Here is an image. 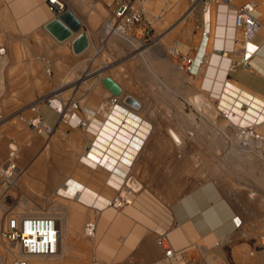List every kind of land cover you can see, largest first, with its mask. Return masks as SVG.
I'll list each match as a JSON object with an SVG mask.
<instances>
[{
	"label": "crops",
	"instance_id": "crops-1",
	"mask_svg": "<svg viewBox=\"0 0 264 264\" xmlns=\"http://www.w3.org/2000/svg\"><path fill=\"white\" fill-rule=\"evenodd\" d=\"M61 1L65 3L66 13L72 14L80 24L63 41L47 28L58 19L49 9L48 0H0V168L14 149L15 161L23 172L18 186L6 197L0 195L3 212L0 241L5 248V260L9 257L1 231L6 216L11 212L21 216L37 211L57 212L58 201L63 198L74 207L59 209L61 214L69 213V222L61 234L60 264H255L252 255L257 254L256 245L253 238L235 225L236 217L243 221L245 217L232 203L231 195L208 182L207 169L195 167L189 160L191 155L184 150L176 151L167 127L177 125V119L160 120L154 114V118L149 117L152 132L129 173L143 186L140 191H132L133 202L119 210L97 206V199L111 201L122 193V188L111 183V168L91 166L83 158L96 144L92 121L106 125L110 117L115 95L104 83L105 79L124 86L114 79L112 68L126 58L127 42L106 29L112 0ZM248 1L259 3L261 28L248 42L241 32L234 30L233 19L227 16L224 26L233 35L222 38L230 42L231 48L218 52L231 61L226 70L228 82L264 98V0H235L236 5ZM181 2L178 8L175 4L166 10L165 13L173 11L175 15L162 28L155 26L161 20L160 15L152 18L151 27L137 28L134 33L140 39L152 34L153 47L177 49L178 58L199 57L193 73L189 74L198 76L202 60L207 62L211 56L206 49L212 36L214 12L209 40H203L204 20L208 19L204 2L194 11L191 0ZM215 25L219 26V22ZM82 35L86 36L88 45L76 52L74 44ZM113 36L114 42L125 44L123 52L120 46L114 60ZM167 38L173 41L171 47L164 43ZM248 43L258 50L249 65H243L240 61ZM171 54L169 59L175 62ZM151 56L157 66L168 69L163 57L155 52ZM163 73L171 81L170 70L165 73L163 69ZM124 91L127 92L125 86ZM42 96L57 98L56 103H46L40 108L41 117L53 128L50 135L38 134L16 114ZM59 102L76 104L78 109L59 112ZM74 113L72 119L64 116ZM10 115L13 116L7 118ZM24 117L32 114L25 112ZM203 152H199V158H205ZM71 181L91 190L93 202L83 204L63 197L61 190ZM80 195L79 190L76 198ZM88 222L96 224L93 237L84 235ZM163 234L172 243L171 258L166 257L165 249L159 245Z\"/></svg>",
	"mask_w": 264,
	"mask_h": 264
},
{
	"label": "bare ground",
	"instance_id": "bare-ground-1",
	"mask_svg": "<svg viewBox=\"0 0 264 264\" xmlns=\"http://www.w3.org/2000/svg\"><path fill=\"white\" fill-rule=\"evenodd\" d=\"M259 8L260 6H258V10ZM165 12L166 10L164 11V13ZM153 17H160V14L154 13ZM215 20L217 21V18ZM218 20L219 26H214L212 38L210 41V45H212V48H214L212 51L214 52V54L210 56L211 51H209L210 57L207 58L208 65L205 68V78L200 85V88L208 90L209 94L205 95L200 89V91L190 94L188 96L191 97L188 103L192 105L196 109L195 111H197L203 117V119L207 121V129L209 128L208 130L212 131L211 136L219 137L220 141L224 142V145L221 144L223 146L222 152L226 153L225 155L223 154L224 159L228 158L230 155H232V153L240 151L241 154H250V156L253 157L255 161L259 160L261 162H264V98H261L260 96H257L247 90H244L238 85L228 82V80L226 79V70L231 65V61L227 60V57H223L222 55H220L218 51L220 49L231 48L230 42L225 41L222 37L232 36L233 32L231 29H226V27L224 26L225 22L227 21L226 14H221ZM115 34L119 35L122 39H124L127 43L130 44L132 51L131 54L134 55L139 53L143 58L147 57L144 52L148 53L150 48L144 50L143 43L140 42V40H138L134 35H131V32L111 31V35ZM246 47L248 49V55L251 54L253 50H255L254 46H252L251 43L246 45ZM209 48L210 47H208L206 50H208ZM153 50L157 51V53L160 52V57H163L166 63H168V65L170 66V68L168 67V69H166L167 67L165 68V66H161V69H164L165 73H167V70H170L171 75H173L171 85H183V90L186 89L185 91L191 93V89L187 87L189 84L188 81L183 80V73L181 71V67L177 66L176 64H171V61L169 59V55L171 53L177 54L178 50L171 49L167 51L166 49H163L158 46L155 49L153 48ZM197 60H199V57ZM165 77H167L166 79L170 78H168V76ZM120 87V94L115 95L112 100V107L110 109L111 113L109 118L106 117L108 118L106 119V125H104V123L100 124V122L98 124V120H96V122H93L94 120L92 121L91 130L96 135V144L95 147H93L92 152H90L88 155H85L83 160H86L85 163L90 164L91 166L100 167L102 165H105L106 167L111 168L113 170L111 183L117 186L118 188H122V194L126 195L127 204H131L134 199V193H132V191H140L143 186L137 178H134L129 173L135 163L136 156L141 150H143L145 142L152 132V123L149 122V118H144L142 116L143 110L146 106V103H144L145 101L135 95L125 94L124 86L120 85ZM223 115L225 116L226 120H223V124H219L217 120L220 116ZM195 118L196 117H194V119ZM167 131L173 141V145L175 146L176 151L178 152L182 151L181 149L184 148V143L186 139H191L195 136L194 132L181 134V132L176 131V129L172 127H169ZM215 148L217 149L218 147ZM104 151H106V153ZM86 188L80 184L72 182L69 184V186H66L65 189L61 190V195L66 199H77L76 201L78 202L80 200V202H83V204H88L93 202L92 198H94V193ZM79 190L81 195L76 198L77 191ZM235 193L237 192L235 191ZM234 195L238 200L240 196L237 197L236 194ZM100 198L102 197L100 196ZM60 199V202H58L57 205V212L55 210V212L52 213L45 211L30 212V214L32 215L51 216L58 221L60 228L59 246L61 245L60 241L62 237V229L65 228L66 224L69 222V213L64 212V214H61L62 212H60L59 209L65 210V208L74 207L72 202H68L69 200H66L67 202H65V199ZM107 200V198L99 199V201L97 199L96 204L99 207L105 206L106 208H109L110 206L108 205L110 201ZM112 200H114V198ZM246 200L248 203H250V205L252 204L254 206L256 201V193L252 191L248 192L246 195ZM255 209L260 210L256 207ZM2 213L3 212L0 209V224L2 219ZM71 213H73V211ZM248 214L249 218L253 219L254 214L252 213V211L251 213L248 212ZM245 215L247 216V214ZM89 223H92V225L95 227L94 230L93 228L88 226ZM95 230L96 224L94 222H88L84 227V235L87 237H93L95 234ZM163 235H165L167 240L170 241L166 234ZM5 246L8 250L10 263L13 264V260L18 256V250L14 248L12 249L6 243ZM59 246L57 254L49 257H29L28 264H57V262L60 263L62 261L63 256L61 253L62 251L60 252L59 250ZM3 252L0 251V264H3ZM35 257H38L39 259L33 260ZM166 257L169 258L167 254ZM252 257H255L252 259L255 264H264V254H253Z\"/></svg>",
	"mask_w": 264,
	"mask_h": 264
},
{
	"label": "rangeland",
	"instance_id": "rangeland-1",
	"mask_svg": "<svg viewBox=\"0 0 264 264\" xmlns=\"http://www.w3.org/2000/svg\"><path fill=\"white\" fill-rule=\"evenodd\" d=\"M181 3H183L181 2V0H149L148 10L151 19L154 13L161 15V20H159V22L156 21L157 24L155 23V26L157 28H162L165 21H171V19H173L172 15H175V12L172 11L163 13L162 11L169 10L175 4L178 8ZM214 26L215 20L213 15V30ZM131 35H134L138 40H140V42L143 43L144 50L150 48L148 53L144 52L147 57L143 58L139 53L134 55L131 54V46L129 43H127V56L122 61L121 65L112 68L113 77L119 82L121 81L122 84L126 87L127 92L125 94L135 95L145 101V109H147V111L145 110L144 113H142L145 118L158 117L161 120L163 119V117H171L178 120V124L172 127L176 129V131L181 132V134H187L189 132L195 133V136L193 138L186 139L184 148H182L181 150L186 151V153L184 152L185 154L188 153L189 155H191L189 160L194 164L195 167L202 166L207 169L208 182L217 185L222 193L231 195L230 198L232 200V203L240 210L241 214L245 217V220L240 227L242 232L253 238V241L256 245L257 254L263 255L264 247L262 245L264 241V162H261L259 160L255 161L254 158L250 156V154H241L240 151L236 153L234 152L228 158L224 159L223 156L226 153L222 152L223 146L221 145H224V142H221L219 137L211 136L212 131H209V128L207 129V121L203 119V117L197 111H195L196 109L188 103V101L191 99V97L188 96L200 91L201 89L200 85L204 81L205 77L203 76V74L205 72V67L208 65V62L202 60L201 68L203 69L200 70L198 76H190V71L182 65L183 56L178 58V54H171L172 58L176 59L175 62H171V64H176L177 66L181 67L183 79L188 80L189 84L187 87L191 89V93H188L187 91H185L186 89L183 90L181 85H171L172 79L171 81L169 79H166L167 77L165 76L167 74L164 76L161 66H157L156 63L152 62V52H155L156 55L158 54L160 56V52L157 53V51L153 50V48L155 49L157 48V46L153 47V38L151 37L152 34L146 36L145 39H140L134 33V31H131ZM112 38V60H114L120 46H122L121 51L123 52V47H125V44L124 42H121V44H119L118 42L116 43L114 42L115 37L113 36ZM169 39H164V43L167 47H171L173 45V41ZM209 47L210 48L208 49V53L209 51H211V55H213L214 52H212V45H210ZM190 58H193V56ZM176 61L178 63H176ZM201 91L205 95L209 94V91L206 89H201ZM155 107H158V109H156ZM167 107L173 108L171 109ZM194 117L196 118L194 119ZM223 120H226L224 115L220 116L217 122L219 124H223ZM168 128L169 127H167V129ZM215 147L218 148L216 149ZM201 150L204 151L203 153H206V156H204L205 158L198 157V154ZM179 152L182 153L181 151ZM201 161L202 165L200 164ZM198 170L200 169L197 168V171ZM235 191L237 193H235ZM250 191L256 193L255 205L253 206L251 204L253 207L246 200V195ZM234 194H236L237 197L240 196L238 200ZM239 201L242 203V205ZM58 202H60V200ZM258 204L260 207L258 206ZM255 207L259 208L260 210L255 209ZM251 211L254 214L253 219L249 218L248 212L251 213ZM245 214H247V216ZM4 250L5 248L0 241V251L3 252ZM6 253L8 255L7 247ZM3 255V264H12L10 263V258L8 261L5 260L4 252ZM38 259V257H35L33 260ZM57 264L60 263L57 262Z\"/></svg>",
	"mask_w": 264,
	"mask_h": 264
},
{
	"label": "built area",
	"instance_id": "built-area-1",
	"mask_svg": "<svg viewBox=\"0 0 264 264\" xmlns=\"http://www.w3.org/2000/svg\"><path fill=\"white\" fill-rule=\"evenodd\" d=\"M191 11H194L200 2H204V12L207 20H204V30L202 32L203 40H209L211 19L214 20L221 14L231 16L233 19V28L243 34L246 41H250L258 29L261 28L262 22L258 14V3L256 1H248L241 5H236L235 0H191ZM149 0H112V12L106 22V29L111 31H134L137 28L144 27L148 29L152 26V19L148 10ZM49 9L61 19L66 14L65 3L61 0H48ZM216 10V11H215ZM215 11V14L213 12ZM211 14L212 18H211ZM213 21V19H212ZM249 44V43H248ZM246 44V45H248ZM255 48L248 55V49L245 46V54L241 57V64L249 65L252 56L257 52ZM3 51V50H2ZM197 56L190 58L183 56L182 65L191 73L196 65ZM57 98L42 96L36 98L32 103L19 110L17 116L27 123L38 134L50 135L53 128L45 123L40 115V108L44 104L52 105L56 103ZM117 102V101H114ZM69 111H68V110ZM78 109L73 103H61L57 105L59 112L66 111L71 113L72 110ZM25 112H30L32 117H24ZM13 115L8 116L11 118ZM67 119H72L74 114H65ZM15 150L10 153L9 159L0 168V195L6 197L15 187L18 186L22 176V170L15 161ZM127 205L126 195L122 193L118 197L109 202L110 207L117 210ZM235 225L241 227L243 220L240 217L235 218ZM94 230L92 223H89ZM89 227V228H90ZM2 240L12 249L18 250V256L13 260V264H28L29 257L45 256L49 257L58 253L60 240V228L58 221L47 215H29L21 216L15 212H11L6 216V221L1 231ZM159 245L165 249L169 258L174 256L172 243L167 240L166 236H160ZM264 247V245H262Z\"/></svg>",
	"mask_w": 264,
	"mask_h": 264
},
{
	"label": "water",
	"instance_id": "water-1",
	"mask_svg": "<svg viewBox=\"0 0 264 264\" xmlns=\"http://www.w3.org/2000/svg\"><path fill=\"white\" fill-rule=\"evenodd\" d=\"M47 28L61 41L71 37L73 31L80 28L79 22L73 17L72 14L66 13L61 19H54L48 24ZM88 45L86 36L82 35L74 44V50L76 52L83 51ZM104 83L112 91L114 95H118L121 92V88L112 79H105ZM129 103V102H128Z\"/></svg>",
	"mask_w": 264,
	"mask_h": 264
}]
</instances>
